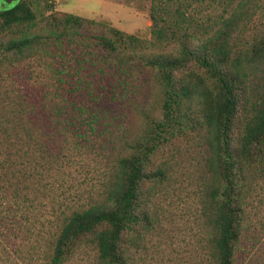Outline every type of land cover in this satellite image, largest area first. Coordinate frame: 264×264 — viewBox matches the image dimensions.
Wrapping results in <instances>:
<instances>
[{"label": "trees", "instance_id": "16d2710c", "mask_svg": "<svg viewBox=\"0 0 264 264\" xmlns=\"http://www.w3.org/2000/svg\"><path fill=\"white\" fill-rule=\"evenodd\" d=\"M195 1L153 0L151 42L34 0L0 9V264H144L171 180L156 158L174 154L188 129L205 134L208 264H237L252 176L264 171V30L244 42L255 0H208L220 12L204 19ZM96 25L104 62L154 72L163 117L124 142L128 155L108 154L97 185L83 187L78 109L47 83L35 98L27 69Z\"/></svg>", "mask_w": 264, "mask_h": 264}, {"label": "rangeland", "instance_id": "374dc122", "mask_svg": "<svg viewBox=\"0 0 264 264\" xmlns=\"http://www.w3.org/2000/svg\"><path fill=\"white\" fill-rule=\"evenodd\" d=\"M14 1V0H11ZM36 7H54L60 14H73L91 21L104 22L125 33L151 42V9L153 0H34ZM17 3L0 0V9ZM207 18L220 12L210 2L195 1ZM244 42L264 30V0H255L250 7ZM91 37H77L58 48H51L46 61L35 62L32 95L40 97L41 85L47 83L56 98H66L78 109L77 140L87 150L76 172L85 186L97 185L99 163L106 156L128 155L126 141L139 138L151 119L163 117L164 94L153 71L140 65L120 71L104 62L94 48L92 34H102L96 25ZM49 63L50 68L45 69ZM36 79H40L36 81ZM48 81V82H45ZM57 95V96H56ZM150 119V120H148ZM186 136L170 153H159L157 165L166 163L171 177L160 192L157 207L160 225L152 233L144 264H208L211 228L202 219L203 178L206 177L205 140L201 131L188 129ZM123 146V148H122ZM247 206L248 230L242 241L237 264H264V171L252 176Z\"/></svg>", "mask_w": 264, "mask_h": 264}, {"label": "water", "instance_id": "95a60500", "mask_svg": "<svg viewBox=\"0 0 264 264\" xmlns=\"http://www.w3.org/2000/svg\"><path fill=\"white\" fill-rule=\"evenodd\" d=\"M5 1H7L8 3H10V4H12V3H17L19 0H14V1H11V0H5Z\"/></svg>", "mask_w": 264, "mask_h": 264}]
</instances>
